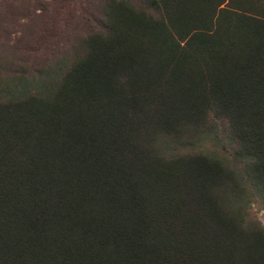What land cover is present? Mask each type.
<instances>
[{
	"label": "trees",
	"instance_id": "1",
	"mask_svg": "<svg viewBox=\"0 0 264 264\" xmlns=\"http://www.w3.org/2000/svg\"><path fill=\"white\" fill-rule=\"evenodd\" d=\"M100 15L0 62V264H264V0Z\"/></svg>",
	"mask_w": 264,
	"mask_h": 264
},
{
	"label": "rangeland",
	"instance_id": "2",
	"mask_svg": "<svg viewBox=\"0 0 264 264\" xmlns=\"http://www.w3.org/2000/svg\"><path fill=\"white\" fill-rule=\"evenodd\" d=\"M103 0H0V62L35 69L68 56L100 20ZM253 216L264 227V211Z\"/></svg>",
	"mask_w": 264,
	"mask_h": 264
}]
</instances>
